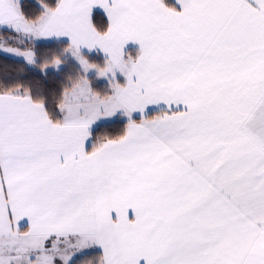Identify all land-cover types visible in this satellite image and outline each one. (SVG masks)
Segmentation results:
<instances>
[{
    "label": "snow or ice",
    "instance_id": "snow-or-ice-1",
    "mask_svg": "<svg viewBox=\"0 0 264 264\" xmlns=\"http://www.w3.org/2000/svg\"><path fill=\"white\" fill-rule=\"evenodd\" d=\"M0 264H264V0H0Z\"/></svg>",
    "mask_w": 264,
    "mask_h": 264
}]
</instances>
